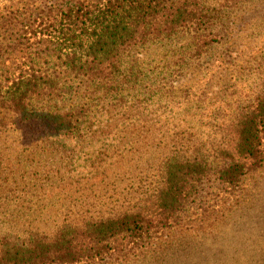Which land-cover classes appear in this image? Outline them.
Listing matches in <instances>:
<instances>
[{"label": "trees", "instance_id": "trees-1", "mask_svg": "<svg viewBox=\"0 0 264 264\" xmlns=\"http://www.w3.org/2000/svg\"><path fill=\"white\" fill-rule=\"evenodd\" d=\"M209 1L61 0L31 13L18 8L0 14V136L24 126L40 128L28 146L55 147L61 164L88 144L95 153L88 171L92 177L83 188L85 201L73 202L70 194L49 208L50 218L58 215L52 219L3 222L0 264L119 262L179 225L211 178L223 192L234 194L241 179L261 165L264 91L223 127L219 141L189 140L195 134L166 129L167 138L160 140L167 139L162 146L170 143V149L160 148L157 177L149 187L134 201H104L110 191L117 193L109 182L127 173L122 159L109 161L105 153L114 158L126 143L162 132L156 125L140 132L145 123L140 124L135 107H127L122 116L116 111L124 104L121 55L152 38L190 29L197 39L195 53L206 51L217 40L213 33L212 38L197 36L213 28ZM79 82L108 99L101 105L104 116L94 118L87 102L64 108V95ZM180 134L186 147L176 138Z\"/></svg>", "mask_w": 264, "mask_h": 264}, {"label": "rangeland", "instance_id": "rangeland-1", "mask_svg": "<svg viewBox=\"0 0 264 264\" xmlns=\"http://www.w3.org/2000/svg\"><path fill=\"white\" fill-rule=\"evenodd\" d=\"M60 1L0 0V14L18 8L31 13ZM207 6L213 28L201 29L197 36L212 38L213 33L217 40L206 51L195 53L197 39L190 29L152 38L121 55L124 104L116 111L122 116L127 107H135L140 124L145 123L140 132L151 130L148 125L162 132L126 143L114 158L105 153L109 161L122 159L127 173L109 182L117 193L110 191L104 201H134L149 187L157 177L162 150L170 149V143L166 149L162 146L167 139L160 140L167 138L166 129L195 134L189 140L219 141L223 127L264 91V0H211ZM93 89L79 82L64 95V108L87 102L94 118L104 116L101 105L108 99L101 100ZM39 130L29 125L0 136V230L6 228L5 220L49 217V208L70 194L75 195L73 202L86 200L83 188L92 177V147L88 144L77 157L64 160L68 165L61 164L55 147L28 146ZM181 136L176 138L186 147ZM127 190L134 193L125 194ZM110 264H264V160L241 179L234 194L223 192L211 178L179 225Z\"/></svg>", "mask_w": 264, "mask_h": 264}]
</instances>
